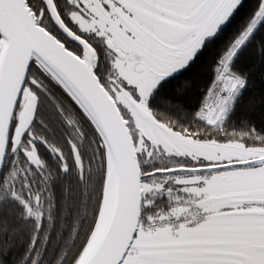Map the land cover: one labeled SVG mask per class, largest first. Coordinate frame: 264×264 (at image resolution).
Here are the masks:
<instances>
[{
  "label": "snow or ice",
  "instance_id": "6c2138e0",
  "mask_svg": "<svg viewBox=\"0 0 264 264\" xmlns=\"http://www.w3.org/2000/svg\"><path fill=\"white\" fill-rule=\"evenodd\" d=\"M0 264H264V0H0Z\"/></svg>",
  "mask_w": 264,
  "mask_h": 264
}]
</instances>
